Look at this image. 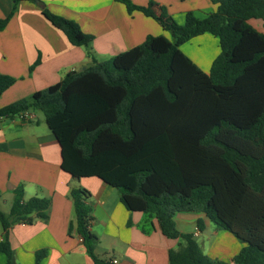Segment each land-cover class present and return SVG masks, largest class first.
Listing matches in <instances>:
<instances>
[{"label":"trees","instance_id":"trees-1","mask_svg":"<svg viewBox=\"0 0 264 264\" xmlns=\"http://www.w3.org/2000/svg\"><path fill=\"white\" fill-rule=\"evenodd\" d=\"M11 1L0 31L19 2L42 5ZM117 1L151 17L171 39L147 36L105 61L91 58L84 70L1 108L0 117L41 111L60 147L61 169L100 179L119 192L127 211L154 218L161 234L177 241L168 264H264V34L249 23L264 17V0H210L212 12L203 18L187 12L182 24L152 1ZM41 13L71 45L90 49L93 37L76 22ZM204 34L219 48L208 72L180 48ZM14 83L0 74V96ZM88 196L85 189L69 192L74 228L94 264H109L94 254ZM48 207L46 199L24 201L19 186L9 212L0 211V225L6 234L14 224L46 219ZM183 212L202 214L241 243L230 262L209 257L176 229L174 216ZM202 226L198 220L197 230ZM0 251L12 264L6 239ZM45 255L38 251L35 264Z\"/></svg>","mask_w":264,"mask_h":264},{"label":"crops","instance_id":"crops-1","mask_svg":"<svg viewBox=\"0 0 264 264\" xmlns=\"http://www.w3.org/2000/svg\"><path fill=\"white\" fill-rule=\"evenodd\" d=\"M138 6L152 1L163 6L182 24L187 12L198 18L215 9L210 0H130ZM38 6L21 1L0 31V74L15 83L0 96V109L59 83L70 72L84 70L91 62L105 61L141 44L147 36L163 35L160 25L139 11L127 12L117 0H41ZM11 0H0V20L9 16ZM49 12L76 22L91 35L90 49L69 43L41 13ZM250 25L264 34V17ZM191 42V43H190ZM205 42V43H203ZM187 44H191L189 48ZM180 48L202 71L208 72L219 53L218 41L209 34L195 37ZM202 44H205L201 46ZM204 46L206 51H204ZM88 52L90 56H88ZM32 71L29 70L35 63ZM31 119L0 117V211L7 214L14 191L21 186L23 200L36 197L49 201L47 218L31 224H14L5 234L0 225V243L8 241L12 264H35V254L45 250L39 264H94L74 228V208L69 192L85 189L89 196L90 231L97 238L94 254L114 264H168V252L177 241L161 234L157 221L141 212H129L119 192L96 177L74 178L61 169L60 147L37 109ZM203 223L197 231V221ZM176 229L200 240L203 253L230 262L240 242L216 227L202 214L183 212L174 216ZM231 237V238H229ZM197 242V241H196ZM0 264H8L0 251Z\"/></svg>","mask_w":264,"mask_h":264},{"label":"built area","instance_id":"built-area-1","mask_svg":"<svg viewBox=\"0 0 264 264\" xmlns=\"http://www.w3.org/2000/svg\"><path fill=\"white\" fill-rule=\"evenodd\" d=\"M17 117L20 119V120H28V119H31L32 118V115L29 113V111H23L21 112L20 114L17 115ZM196 233H197V229L195 230ZM113 263L115 264L116 262L113 261Z\"/></svg>","mask_w":264,"mask_h":264},{"label":"rangeland","instance_id":"rangeland-1","mask_svg":"<svg viewBox=\"0 0 264 264\" xmlns=\"http://www.w3.org/2000/svg\"><path fill=\"white\" fill-rule=\"evenodd\" d=\"M165 33L168 35L169 39H171V35H170V33H168V32H165ZM190 43H191V42H190ZM203 43H205V42H203ZM186 44H187V43H186ZM190 45H191V44H190ZM190 45L187 44V45H186L187 47H185V48H189ZM203 45H205V44H202L201 46H203ZM206 47H207V46H204V49H205L204 51H206ZM224 234H225L226 236H231V235H229L228 233H224ZM229 238H231V237H229ZM196 241H197V243H198L199 245H201L199 239H197ZM236 242H239V241H236ZM240 244H241V243H240ZM202 250H203V249H202ZM203 251H204V250H203ZM204 252H205V251H204Z\"/></svg>","mask_w":264,"mask_h":264}]
</instances>
